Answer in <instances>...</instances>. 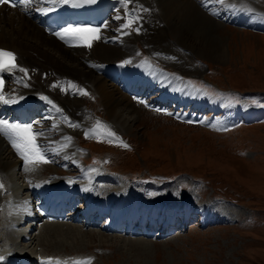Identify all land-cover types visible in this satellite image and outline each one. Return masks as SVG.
I'll return each instance as SVG.
<instances>
[{
  "label": "rangeland",
  "instance_id": "obj_1",
  "mask_svg": "<svg viewBox=\"0 0 264 264\" xmlns=\"http://www.w3.org/2000/svg\"><path fill=\"white\" fill-rule=\"evenodd\" d=\"M236 2L254 21L253 25L228 21L230 15L226 17L221 6L227 20L217 19L223 27L215 36L226 49L224 61L200 56L173 36L155 41L149 28L164 27L157 7L154 24L131 20L132 29L126 28L137 37L132 51L123 50V56L108 63L124 69L140 65L144 69L140 75L157 80L138 93L129 92L128 81L115 82L138 110L132 128L114 122L92 84L85 83L88 127L70 126L66 119L50 127L49 120L41 119L34 132L46 135L44 139L54 145L61 138L71 157L69 165L61 159L50 161L45 177H75L84 175L85 168L104 165L102 171L122 178L119 181L145 186L154 200L185 201L216 212L215 219L200 217L187 229L157 240L106 233V238L119 241L102 243L94 231L72 243L75 252L44 246L42 255L63 259L71 253L88 264H264V0ZM127 6L125 25L130 13H141V8ZM114 18L108 22L110 29L120 27ZM175 109H190L201 118L178 117ZM96 114L103 119L99 123ZM37 176L28 178L35 181Z\"/></svg>",
  "mask_w": 264,
  "mask_h": 264
},
{
  "label": "bare ground",
  "instance_id": "obj_2",
  "mask_svg": "<svg viewBox=\"0 0 264 264\" xmlns=\"http://www.w3.org/2000/svg\"><path fill=\"white\" fill-rule=\"evenodd\" d=\"M110 1H114V14L103 24L96 34V38H90L91 34H85L86 37H89L91 47L64 32L61 33L63 39L56 33L48 35L41 27V16L44 17L56 8L58 9L63 4V0H55V2L54 0H32L28 9H20L17 13L9 12L5 7L0 8V48L13 51L16 54L17 62L15 69L6 70L8 79L2 93L5 98L17 102L7 104L0 102V120L9 122L14 107L32 106V103H36L32 108L35 115L34 120L37 117L41 118L32 124L33 133L38 131L36 123L41 119L49 120L52 123L50 127H56L60 122L67 120V123L78 128H86L89 123L84 110L82 86L85 83H91L114 122L125 129L136 125L139 116L138 110L129 97L116 87L115 80L125 71L127 73L124 72V78L121 76V79L133 82L132 75L138 78L137 76L144 69L140 67V71H138L136 67H133L130 70L119 65V67H113L108 63L115 62L123 56V50L131 52V44L137 40V37L133 33L129 32V34V30L124 27L127 22L123 13L126 5L131 8H141L140 16L148 24H154L152 19L155 7L161 11L164 27L159 29L156 25L155 28H149L153 31L152 35H154L155 41L162 42L167 37L173 36L188 50L215 61H224L227 58L226 49L221 45L220 39L215 36V32L223 27L217 22V19L222 18L224 14L217 7L218 4L223 5L226 13H230V17L227 18L229 21L244 25H251L254 21L236 0ZM198 1H201L202 7ZM111 18L119 20L120 27L110 29L108 22ZM21 68L25 71H20ZM112 71L113 76L110 74ZM116 73L119 75L115 76ZM182 116L197 117L191 113H184ZM45 137L46 135L42 134L36 135L35 143L48 162L26 164L13 148L9 138L5 134H0V184L3 185V188L0 189V254H4V260L0 264H8L5 259L8 255L12 257L24 252L35 254L39 264H75L76 261L83 259L74 257L71 253H69L70 256L67 255L63 259L46 257L41 254L42 248L51 246L56 251H62L63 248L76 251L72 247V243L82 241L86 235H92L91 232L94 231L97 232V234H93L94 237L97 235L102 243L119 241L118 237L114 236L106 238L107 232H103V229L86 230L87 232L84 234L81 230L82 226L72 223H47L29 231L24 227L15 229L18 225L22 226V222L28 217L27 200L19 196L21 191L24 193L27 189L34 195L39 193L43 187L42 190H59L68 194L70 188L76 185L77 189H88L90 193H93V197L97 195L90 187V185L96 186L97 175L90 174L88 176L87 170L83 172L84 175L75 177L56 178L43 175L50 161L56 162L61 159L64 164L69 165L71 160L66 148L59 142L61 138L57 139L58 142L54 145L51 140H45ZM31 174H40V177L37 176V180L31 181L28 178ZM101 174L103 177L107 176V179L112 183H117L115 175L105 171H102ZM54 179H63L64 181L58 187L53 184L52 180ZM93 181L94 183H92ZM132 188H128L126 192L135 194V197L137 195L142 197V190H138L140 188ZM100 191L98 192L102 193L104 197L99 199V203L106 206H110L112 194L120 192L117 187L108 185L102 186ZM3 194H5L4 197H2ZM152 198L155 199V197ZM155 201L165 202L158 199ZM116 212L118 215L126 214L125 210L120 207L116 209ZM195 213L193 212V214ZM26 237L29 239L22 243L21 241ZM73 251L72 253L75 252Z\"/></svg>",
  "mask_w": 264,
  "mask_h": 264
},
{
  "label": "snow or ice",
  "instance_id": "obj_3",
  "mask_svg": "<svg viewBox=\"0 0 264 264\" xmlns=\"http://www.w3.org/2000/svg\"><path fill=\"white\" fill-rule=\"evenodd\" d=\"M55 2V0H54ZM64 3H67L68 0H63ZM89 3H95L96 0H88ZM0 4H11V0H0ZM15 6V5H12ZM75 6V5H74ZM132 21L128 24L124 25V27H130ZM139 31V29H137ZM65 34L72 35L77 39L83 41V43L91 47L89 42V37H86L85 34H91L90 38H96V34L99 32L98 28L92 27H75V28H65L63 30ZM58 36H61L63 39V35L61 33H56ZM15 60L14 54L11 52H6L0 50V70L7 69L11 71L15 69L17 65L13 63ZM20 71H25L23 68L19 69ZM4 82L0 80V102L2 103H16V100H9L5 98L2 94ZM86 94V93H85ZM42 99H46L45 97H41ZM51 103V101H48ZM59 111V109H57ZM99 123V122H98ZM0 134H5L10 142L12 143L13 148L17 151L18 155L25 161V163H47L48 161L44 159L43 155L41 154L38 146L35 143V136L32 132L31 125H22L17 123H9L7 121L0 120ZM109 135H114L113 133L109 132ZM3 188V185L0 184V189ZM4 260V257H0V262ZM75 264H88L87 261H76Z\"/></svg>",
  "mask_w": 264,
  "mask_h": 264
}]
</instances>
